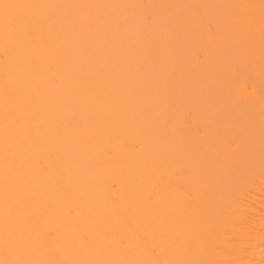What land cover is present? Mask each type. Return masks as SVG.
Returning <instances> with one entry per match:
<instances>
[{
	"label": "bare ground",
	"instance_id": "bare-ground-1",
	"mask_svg": "<svg viewBox=\"0 0 264 264\" xmlns=\"http://www.w3.org/2000/svg\"><path fill=\"white\" fill-rule=\"evenodd\" d=\"M0 264H264V0H0Z\"/></svg>",
	"mask_w": 264,
	"mask_h": 264
}]
</instances>
